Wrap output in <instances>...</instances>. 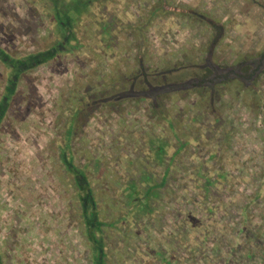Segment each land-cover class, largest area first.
Here are the masks:
<instances>
[{
    "label": "rangeland",
    "instance_id": "obj_1",
    "mask_svg": "<svg viewBox=\"0 0 264 264\" xmlns=\"http://www.w3.org/2000/svg\"><path fill=\"white\" fill-rule=\"evenodd\" d=\"M90 8L0 120L2 264H97L63 157L89 184L102 264H264V0ZM51 11L0 0V47L58 45ZM9 77L0 60V102Z\"/></svg>",
    "mask_w": 264,
    "mask_h": 264
},
{
    "label": "trees",
    "instance_id": "obj_2",
    "mask_svg": "<svg viewBox=\"0 0 264 264\" xmlns=\"http://www.w3.org/2000/svg\"><path fill=\"white\" fill-rule=\"evenodd\" d=\"M92 2H94V0H52V18L62 30L61 32H63V37L60 39L58 45H54L51 48L40 52L27 54L21 58L10 56L2 47H0V60L7 64L10 74V86L5 88L3 98L0 102V120L9 104L13 93L12 88L16 83L15 81L19 74L23 70L33 68L53 58L61 50V48L66 47L65 44L74 40L73 37L76 32L75 26L85 13H89V11H91L90 7ZM161 150L162 147L158 146L155 151L156 155ZM63 158L68 169L76 178L80 201H82V213L88 229L87 238L96 252V263L102 264L105 254L103 251L102 236L98 235V230L102 222L98 219V213L95 207V202L91 197L89 184L85 179L83 171L75 168L68 159H65V157ZM151 187V185L146 184L145 190L140 192L141 196L144 199L146 198V201L149 200L152 195ZM0 264H2L1 257Z\"/></svg>",
    "mask_w": 264,
    "mask_h": 264
},
{
    "label": "flooded vegetation",
    "instance_id": "obj_3",
    "mask_svg": "<svg viewBox=\"0 0 264 264\" xmlns=\"http://www.w3.org/2000/svg\"><path fill=\"white\" fill-rule=\"evenodd\" d=\"M262 60H264V56L261 57ZM262 63V61H260ZM260 64V63H259Z\"/></svg>",
    "mask_w": 264,
    "mask_h": 264
}]
</instances>
